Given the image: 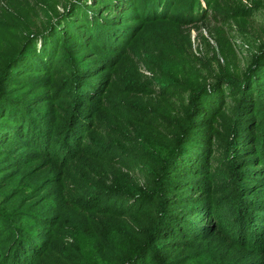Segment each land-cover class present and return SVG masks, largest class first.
Returning a JSON list of instances; mask_svg holds the SVG:
<instances>
[{
	"label": "trees",
	"instance_id": "obj_1",
	"mask_svg": "<svg viewBox=\"0 0 264 264\" xmlns=\"http://www.w3.org/2000/svg\"><path fill=\"white\" fill-rule=\"evenodd\" d=\"M242 2L0 0V147L68 169L50 264H212L219 240L264 264V41L241 67L216 33L204 66L187 29L239 23ZM29 82L41 136L6 122ZM5 223L0 264H41L43 240Z\"/></svg>",
	"mask_w": 264,
	"mask_h": 264
},
{
	"label": "rangeland",
	"instance_id": "obj_2",
	"mask_svg": "<svg viewBox=\"0 0 264 264\" xmlns=\"http://www.w3.org/2000/svg\"><path fill=\"white\" fill-rule=\"evenodd\" d=\"M233 1V0H230ZM263 4H264V0ZM95 0H88L89 5H93ZM252 0H243V5L247 7V15L239 23L217 24L209 18L189 26L188 34L192 43V51L197 57L203 60L204 66H212L213 53L217 54V47L214 41L216 33L223 34L230 46L236 50L238 62L241 67L249 64L251 55L256 52L259 41H264V7L260 10L251 8ZM84 3H79V6ZM211 11L208 12L211 18ZM85 51L84 49H79ZM26 89H30V96L34 101L28 109L22 113L10 112L6 122L12 123L17 120H23V130L38 129L41 136L43 130L41 125L36 122V117L43 111L51 110V102L39 101L38 88L27 83ZM28 97H25L27 99ZM36 105V106H35ZM91 111V108H90ZM6 123V124H7ZM11 125V124H7ZM12 127V125H11ZM0 147V217L6 222L5 226L9 229L12 236H20L23 240L34 236L31 241L37 243L43 240L44 247L48 248L49 253L41 259V264H50V245L52 244L51 235L55 236L54 243L61 244L66 239L67 232L61 228V217L64 212L61 210L59 216V195L62 187L63 178L69 175L65 174L68 169H62L59 164H51L44 161L48 159L46 150H39L37 154L31 156L28 153L32 150H23L19 152L15 144ZM39 153H44L39 156ZM58 181V182H54ZM64 182V181H63ZM46 192V193H45ZM3 225V224H2ZM4 226V225H3ZM4 226V228H5ZM220 239L215 235L214 240ZM212 248H215L220 256L212 263L219 264H253L255 256H250L248 251L231 248L222 243L221 240ZM29 243V241H28ZM30 244V243H29Z\"/></svg>",
	"mask_w": 264,
	"mask_h": 264
}]
</instances>
